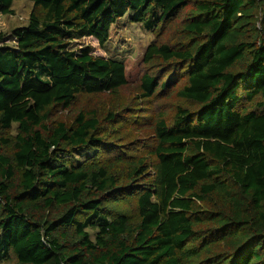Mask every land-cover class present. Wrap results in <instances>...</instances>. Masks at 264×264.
I'll return each mask as SVG.
<instances>
[{"label": "trees", "instance_id": "obj_1", "mask_svg": "<svg viewBox=\"0 0 264 264\" xmlns=\"http://www.w3.org/2000/svg\"><path fill=\"white\" fill-rule=\"evenodd\" d=\"M28 1V24L0 33V264H264V0ZM185 9V42L147 47L138 98L172 89L191 108L150 114V150L119 178L94 155L96 113L58 114L115 95L124 63L73 44ZM128 197L136 224L104 207Z\"/></svg>", "mask_w": 264, "mask_h": 264}, {"label": "rangeland", "instance_id": "obj_2", "mask_svg": "<svg viewBox=\"0 0 264 264\" xmlns=\"http://www.w3.org/2000/svg\"><path fill=\"white\" fill-rule=\"evenodd\" d=\"M11 10L12 14L0 15V33L4 35L9 34L16 27L26 26L34 6L28 0H17L13 2ZM185 12L186 9L159 26L157 30H146L140 24L130 23L126 15L112 25L109 30V39L102 47L93 38H83L73 44L76 47L89 45L94 55L117 59L124 63L127 84L115 95H80L77 96L70 111L58 114L60 119L70 124L75 114L81 109L96 113L101 124L100 138L106 142L108 150L100 149L94 155L98 162L104 163L110 172L119 178L126 175L130 158L133 162L139 157L146 156L150 150L151 132L149 129H144L147 127L150 114L154 115L161 111L166 113L169 120L177 106L191 108V104L179 98L172 89L168 92L166 99L149 102L138 98L139 78L146 69L143 57L147 47L151 43L168 45L184 43L181 29ZM36 13L38 16L41 15L40 11ZM110 115H115L114 120L107 122L106 118ZM11 134H15V125L12 127ZM119 158L126 162L123 166H117L118 163H115ZM104 207L110 212L126 215L133 224L138 221L137 207L133 197L125 198L119 203H105ZM87 231L92 233L90 230Z\"/></svg>", "mask_w": 264, "mask_h": 264}]
</instances>
